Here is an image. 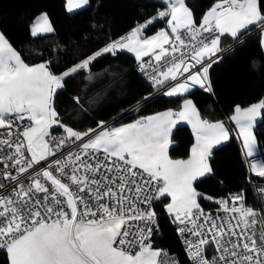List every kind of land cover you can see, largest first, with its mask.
Masks as SVG:
<instances>
[{
	"label": "snow or ice",
	"instance_id": "obj_1",
	"mask_svg": "<svg viewBox=\"0 0 264 264\" xmlns=\"http://www.w3.org/2000/svg\"><path fill=\"white\" fill-rule=\"evenodd\" d=\"M163 2L166 8L156 17L59 74L48 62L26 63L0 32V177L9 182L0 183V251L7 264H178L161 261V250L151 243L157 201L186 237L191 264H264V227L255 228L258 217L264 225V208L247 206L243 193L216 200L223 216L206 214L199 203L212 198L199 193L196 183L213 171L214 146L230 139L223 122L201 119L186 99L178 112L119 127L100 121L79 131L64 124L55 107L67 78L90 70L104 53L124 50L135 55L153 87L168 85L166 96L197 85L210 92L209 69L220 59L221 37L238 39L249 26L264 33V0H217L198 24L186 0ZM88 3L67 0V10ZM165 18L170 31L143 35L155 19ZM53 31L47 14L31 27L33 37ZM73 100L83 107L79 96ZM257 118H264V98L236 105L230 117L247 157L257 152ZM177 120L187 121L195 136L188 159L169 156ZM56 127L59 136L52 134ZM250 171L264 180V160H254Z\"/></svg>",
	"mask_w": 264,
	"mask_h": 264
},
{
	"label": "trees",
	"instance_id": "obj_2",
	"mask_svg": "<svg viewBox=\"0 0 264 264\" xmlns=\"http://www.w3.org/2000/svg\"><path fill=\"white\" fill-rule=\"evenodd\" d=\"M216 2L186 0V5L198 24L204 12ZM165 7L163 0H89L88 5L66 12L63 0H0V32L22 53L26 63L48 62L51 70L59 74L135 26L153 19ZM39 12L47 14L54 31L33 37L29 34V24ZM166 20L155 19L143 30V35L165 26ZM257 28L249 26L238 39L229 35L221 37L220 48L230 47L209 69L210 92L194 87L177 96L152 94L153 87L139 76L135 59L119 51L115 56L102 54L92 62L90 70L67 78L65 87L58 90L55 97V107L64 124L86 131L133 105H136L133 110L121 114L112 124L162 109L177 110L180 102L189 98L201 119L221 120L230 130V139L213 148L209 158L212 173L196 183L199 193L212 198H201V207H210L226 191H246L247 158L241 154L239 141L227 120L236 105L243 107L264 98V52ZM89 75L93 77L91 80L86 79ZM75 96L81 98L82 108L75 104ZM254 135L257 155L264 160V118L256 122ZM191 141L187 125H175L170 134V158L186 157ZM163 205L159 201L154 204L153 248L164 247L177 256L180 264H188L175 235L172 218L165 213ZM0 264H7L4 251H0Z\"/></svg>",
	"mask_w": 264,
	"mask_h": 264
},
{
	"label": "built area",
	"instance_id": "obj_3",
	"mask_svg": "<svg viewBox=\"0 0 264 264\" xmlns=\"http://www.w3.org/2000/svg\"><path fill=\"white\" fill-rule=\"evenodd\" d=\"M227 49V47L221 49V52H218L217 53V56H219L222 52H224L225 50ZM216 58V57H213V59ZM144 61H149L151 58L150 57H144L143 58ZM136 61V68H137V71H138V74L141 78H143L144 80H146L148 83H150V85L152 86L151 84V81L148 79V77L145 75L144 72H141L140 68H139V62L137 60ZM148 72H151V69H147ZM182 79V78H181ZM169 84H172V83H175V82H172V81H169L168 82ZM167 86V85H166ZM160 87V88H155L153 87V92L154 93H161L165 87ZM136 105H133L131 106L130 108L128 109H125L119 113H117L114 117L112 118H109L107 120H104L103 122L106 124V125H112L113 121L115 120V118H117L118 116H120L121 114H124V113H127V112H130L131 110H133L135 108ZM25 124H27L28 122L25 120L24 121ZM95 126L91 127V128H95ZM2 131V130H0ZM62 133V129L60 128H55V130L53 131V135H56V136H59L61 135ZM78 143V142H77ZM69 147H72L73 149L75 148L74 145H70ZM3 153H0V155H2ZM59 155V154H58ZM254 160H257L259 161L260 159L258 158H254L250 161V165L251 163L254 161ZM43 163V162H42ZM0 170H3V165L0 164ZM31 171V170H29ZM0 183H5V184H8L9 182L8 181H5L2 179V177H0ZM260 189H264V180H262V178H259V177H256L253 173H251L250 171V167H248V170H247V173H246V191H243V189H238V190H232V191H226L224 194L220 195L216 200L218 199H221V198H226L228 196H230V194L232 193H243L244 196H245V202H246V205L247 206H251V207H254L255 209H261V208H264V192H261ZM218 208H219V205L216 203L215 201V204L210 206V207H207V208H203L202 209L204 210V212L206 214H212V215H220V216H223L224 213L223 212H219L218 213ZM155 211V210H154ZM258 219V223L257 225L255 226L257 232H259L260 228L261 227H264V225L260 224L259 223V219L260 217L257 218ZM177 228H178V225L177 224H174V232H175V235L177 237V240L180 244V247H181V250H182V253L186 259V261L188 262V264H191V261L188 259L187 257V254H186V251H185V248H186V245L184 243V240H185V236H181L178 232H177ZM154 249H159L161 250L162 252V255L161 257L159 258L161 261L165 260V259H168V260H176L178 261V258L177 256L173 253V252H170L168 251L166 248L164 247H155ZM214 248L211 252L209 253H206V255L208 256V258L210 259L211 258V255L214 253ZM164 253H167V256L165 257L163 254ZM178 264L179 261H178Z\"/></svg>",
	"mask_w": 264,
	"mask_h": 264
},
{
	"label": "crops",
	"instance_id": "obj_4",
	"mask_svg": "<svg viewBox=\"0 0 264 264\" xmlns=\"http://www.w3.org/2000/svg\"><path fill=\"white\" fill-rule=\"evenodd\" d=\"M63 5H64V8H65V10H66V12H69L68 10H67V0H63ZM213 6V5H212ZM211 6V7H212ZM210 7V8H211ZM166 8V7H165ZM209 8V9H210ZM209 9H207L205 12H204V14L209 10ZM74 10H76V9H74ZM73 10V11H74ZM42 14H45L44 12H39V13H37L34 17H33V19L31 20V22H30V24H29V34L31 35V27H32V25H33V23L35 22V20H36V18L37 17H39L40 15H42ZM203 14V15H204ZM203 17V16H202ZM202 19V18H201ZM148 20H151V19H148ZM147 20V21H148ZM146 21V22H147ZM142 24H144V23H142ZM136 27V26H135ZM133 29V28H132ZM131 29V30H132ZM168 30V31H170L169 29H168V27H167V20H166V23H165V26H163V27H161V28H159V29H157L156 31H154L153 33H150V34H148V35H146L145 37H150V36H152V35H154V34H156L158 31H160V30ZM258 30H259V43H260V46H261V39L262 38H264V33H262L261 32V29H260V27H258L257 28ZM130 30V31H131ZM130 31H128L127 33H129ZM127 33L124 35V36H126L127 35ZM32 36V35H31ZM114 41V40H113ZM228 47H230V46H227V48ZM103 49V48H102ZM101 49V50H102ZM261 49L263 50V52H264V47H262L261 46ZM100 50V51H101ZM122 52H125V53H127L128 55H130L131 57H133L134 59H135V55L133 54V53H129V52H127L126 50H124V51H122ZM136 60V59H135ZM37 63H40V62H37ZM33 64H36V63H33ZM31 65V64H30ZM173 84V83H172ZM170 85V84H169ZM168 86V85H167ZM167 86L165 87V89L161 92L162 94H164V92L167 90ZM194 87H196V88H200L198 85L197 86H194ZM194 87H192V88H194ZM191 89V88H190ZM200 89H202V88H200ZM202 90H204V89H202ZM184 94V93H183ZM186 99H188V100H190L189 98H184L181 102H180V105H179V107H178V109L177 110H172V109H162V110H159V111H156V112H153V113H150V114H147V115H145V116H143V117H147V116H150V115H155V114H157V113H162V112H165V111H173V112H178V111H180L181 110V107H182V105H183V102H184V100H186ZM260 99H258V100H256V101H254V102H252V103H249V104H247L246 106H243V107H247V106H250L251 104H253V103H256V102H258ZM234 114V111L232 112V113H230L229 114V116H228V123L230 124V126L232 127V134L235 136V137H237V133H238V129H237V127H236V125H235V123L233 122V121H231L230 120V117L232 116ZM142 118V117H141ZM138 119H140V118H138ZM135 120H137V119H133V120H131V121H127V122H123V123H118V124H112L111 126H116V127H119V126H121L122 124H127V123H132V122H134ZM259 120V118H257V121ZM217 121H221V120H214V121H209V122H217ZM256 121V122H257ZM221 122H223V121H221ZM224 123V122H223ZM178 124H185V125H187V127L190 129V131H191V134H192V141H191V144H190V146H189V150H188V154H187V156L186 157H184V158H172V159H188V157L191 155V149H192V146L195 144V136H194V134H193V131H192V127H191V125L187 122V121H183V120H177V122H176V124L175 125H178ZM225 124V126L227 127V125H226V123H224ZM256 124V123H255ZM174 125V126H175ZM173 126V127H174ZM172 127V128H173ZM254 127H255V125H254ZM238 139V138H237ZM238 141H239V144H240V150H241V154L244 156V157H246V154H245V152H244V150H243V147H242V141L240 140V139H238ZM217 146V145H216ZM215 147V146H214ZM255 156H258L257 155V152H256V154H255ZM247 158V157H246ZM167 202V201H166ZM163 209H164V211H165V213H167V211H166V209H165V207H164V205H163ZM168 214V213H167Z\"/></svg>",
	"mask_w": 264,
	"mask_h": 264
},
{
	"label": "rangeland",
	"instance_id": "obj_5",
	"mask_svg": "<svg viewBox=\"0 0 264 264\" xmlns=\"http://www.w3.org/2000/svg\"><path fill=\"white\" fill-rule=\"evenodd\" d=\"M152 94H154V92H152ZM247 157V156H246ZM254 158H258V159H260V157L259 156H255L254 155V157H247V164H248V167H250V161L252 160V159H254ZM261 160V159H260Z\"/></svg>",
	"mask_w": 264,
	"mask_h": 264
}]
</instances>
